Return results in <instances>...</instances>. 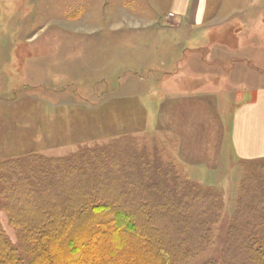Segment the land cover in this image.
I'll return each mask as SVG.
<instances>
[{
    "label": "rangeland",
    "instance_id": "374dc122",
    "mask_svg": "<svg viewBox=\"0 0 264 264\" xmlns=\"http://www.w3.org/2000/svg\"><path fill=\"white\" fill-rule=\"evenodd\" d=\"M230 4L223 12L233 16L217 18L229 25L213 39L236 57L216 71L224 69L231 88L226 74L239 61V85H264V0ZM170 6L0 0V226L26 264L30 241L6 208L8 188H51L56 204L68 195L64 188H93L121 206L142 203L155 223L175 222L187 238L168 264L249 263L247 243L240 245L248 231L230 228L264 221V158L235 156L228 105H221L228 98L213 84L205 96L170 97L178 83L167 72L175 55L185 57L164 29ZM246 68L251 77L243 80ZM179 85L193 91L203 84Z\"/></svg>",
    "mask_w": 264,
    "mask_h": 264
},
{
    "label": "trees",
    "instance_id": "16d2710c",
    "mask_svg": "<svg viewBox=\"0 0 264 264\" xmlns=\"http://www.w3.org/2000/svg\"><path fill=\"white\" fill-rule=\"evenodd\" d=\"M74 189V193L62 189L69 196L60 194L63 201L56 204L51 188H8L6 208L30 241V264H168L171 252L187 240L171 219L172 224L155 223L156 214L148 211V215L142 203L125 201L121 206L98 197L93 188ZM123 211L127 219L122 218ZM248 212L255 214L256 209L251 207ZM239 229L248 231L250 238L240 243H247L243 250L248 252V264H264V221L230 228L231 232ZM149 256L153 259L148 260ZM0 264H26L6 241L1 226Z\"/></svg>",
    "mask_w": 264,
    "mask_h": 264
},
{
    "label": "crops",
    "instance_id": "0c3cea01",
    "mask_svg": "<svg viewBox=\"0 0 264 264\" xmlns=\"http://www.w3.org/2000/svg\"><path fill=\"white\" fill-rule=\"evenodd\" d=\"M227 1L225 4L224 0H170V10L163 15L167 25L164 29L166 34H172L170 45L177 51L184 48L185 57L181 59L175 55V67L167 72L168 79H174L178 83L169 95L173 98L186 97L191 94L189 92L198 90L200 94L196 93V96H205L207 86L213 84L214 91H219L220 96L228 98L226 102L222 101L221 105H228V132L233 153L239 160L263 159L264 85H239L237 82L242 70L239 65L243 66V63L237 64L239 61L235 62L226 74L230 81H234L231 88L223 83L224 69L219 68L218 73L215 68V64L220 61L230 62V58L236 57L232 56L234 51L223 40L213 39V35L221 37L220 33L229 25L225 20L218 22L217 18L233 16L231 11L227 15L224 14V5L232 7L230 3L238 0ZM158 20H151V25L158 23ZM201 50H204V53H201ZM208 65L211 67H207ZM244 72L243 80H248L251 77L247 76L250 73L248 68ZM182 81L203 85L199 89L189 91L180 87ZM226 110L223 108L221 112L224 114ZM222 120L224 122L223 117Z\"/></svg>",
    "mask_w": 264,
    "mask_h": 264
}]
</instances>
